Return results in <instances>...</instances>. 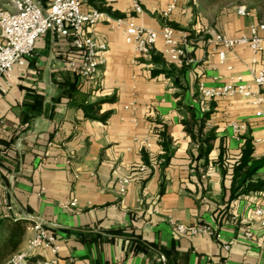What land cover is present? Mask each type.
<instances>
[{
	"label": "crops",
	"instance_id": "1",
	"mask_svg": "<svg viewBox=\"0 0 264 264\" xmlns=\"http://www.w3.org/2000/svg\"><path fill=\"white\" fill-rule=\"evenodd\" d=\"M173 1L142 0L137 14L132 0H87L82 11L185 30L191 62L172 61L161 38L143 57L126 41L124 28L100 21L83 27L108 44L95 81H81L71 65L72 39L50 32L37 39L25 65L14 66L11 85L0 94V217L21 215L10 190L28 214L48 222L58 246L30 250L31 262L264 264V226L252 215V207L264 202V102L241 94L205 99L199 91L201 83L218 87L238 77L254 86L264 51L255 62L251 48L238 45L222 60L211 39L249 34L251 25L264 22V11L175 0L165 17ZM0 6L14 9L9 0ZM134 100L133 114L125 106ZM99 101L97 110H85ZM233 121L245 123L246 131L235 134ZM247 145V167L256 170L233 192L234 167ZM124 177L130 182L122 193ZM74 199L75 206H66ZM171 219L212 225L221 238L178 234ZM33 226L20 250L28 249Z\"/></svg>",
	"mask_w": 264,
	"mask_h": 264
},
{
	"label": "built area",
	"instance_id": "2",
	"mask_svg": "<svg viewBox=\"0 0 264 264\" xmlns=\"http://www.w3.org/2000/svg\"><path fill=\"white\" fill-rule=\"evenodd\" d=\"M14 7L13 10L0 6V94L5 93L11 85L13 69L15 65H25L28 58L34 53L35 43L39 37L51 33L55 37H70L76 48L75 57L71 65L78 68L81 81H95L99 75L101 66L106 63L108 44L105 41L95 39L84 33L83 27L86 23L94 24L107 21L115 28H124L126 41L133 45L136 52L143 57H150L156 43L161 38L164 42L165 54L174 62L182 65L191 62L189 56L191 46L188 33L171 25H164L161 29H153L136 22L133 17H112L105 11L94 10L83 13L82 5L87 0H49L43 4L38 0H9ZM197 3L198 0H192ZM133 10L137 14L143 13L142 0H132ZM175 8V0L171 2L164 12L167 17ZM264 22L251 25L249 34L229 36L217 34L211 42L219 49V56L225 59L226 53L238 45H248L253 54V60L264 51ZM264 86V63L254 74L253 84L244 82L238 77L236 82L227 83L218 87H207L204 83L199 86L203 98L228 97L241 94L252 97L253 103L264 102V94L261 88ZM125 108L133 114L138 109L137 101H132ZM261 115L262 112L257 113ZM135 120V119H134ZM235 134L246 131L247 125L238 121L231 123ZM141 170L146 166L142 165ZM130 182L129 177L119 180L120 192L127 190ZM76 199L66 203V206H75ZM252 215L261 218L264 226V202L252 207ZM237 218L234 216L233 220ZM178 234L198 235L211 234L217 239L221 238L212 225L197 224L188 226L183 223L170 220ZM35 235L30 239L27 250H19L11 256L5 264H56L57 261L39 258L33 262L29 260V252L32 249L56 246V237L49 233L44 225L34 223ZM252 236L251 232H248ZM230 245L226 244L225 248Z\"/></svg>",
	"mask_w": 264,
	"mask_h": 264
},
{
	"label": "trees",
	"instance_id": "3",
	"mask_svg": "<svg viewBox=\"0 0 264 264\" xmlns=\"http://www.w3.org/2000/svg\"><path fill=\"white\" fill-rule=\"evenodd\" d=\"M101 102L102 101L92 103L88 106H84V108L85 110L92 108H96L97 110ZM206 117L207 115L205 113L204 116L199 119V122L204 123ZM165 146H167V144H165ZM251 153L252 147L247 145L241 163L234 167L235 179L233 182V192L236 191L239 185H242L256 170V168L250 170V168L247 167ZM243 170L244 173L241 174ZM29 223L32 222L24 219L21 215L18 217L10 215L0 217V264H5L11 256L20 250Z\"/></svg>",
	"mask_w": 264,
	"mask_h": 264
},
{
	"label": "water",
	"instance_id": "4",
	"mask_svg": "<svg viewBox=\"0 0 264 264\" xmlns=\"http://www.w3.org/2000/svg\"><path fill=\"white\" fill-rule=\"evenodd\" d=\"M11 198L13 200V202L15 203L18 211L20 212L21 216L26 219L29 220L31 222L34 223H40L42 225H47L48 222L41 220L40 218L36 217V216H32L30 214L27 213V211L25 210L24 206L21 204V202L16 198V196L9 190Z\"/></svg>",
	"mask_w": 264,
	"mask_h": 264
},
{
	"label": "rangeland",
	"instance_id": "5",
	"mask_svg": "<svg viewBox=\"0 0 264 264\" xmlns=\"http://www.w3.org/2000/svg\"><path fill=\"white\" fill-rule=\"evenodd\" d=\"M222 5H247V7H261L264 11V0H215Z\"/></svg>",
	"mask_w": 264,
	"mask_h": 264
}]
</instances>
